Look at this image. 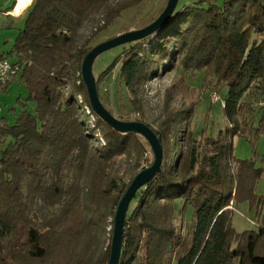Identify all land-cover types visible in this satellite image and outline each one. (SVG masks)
<instances>
[{
    "label": "trees",
    "instance_id": "1",
    "mask_svg": "<svg viewBox=\"0 0 264 264\" xmlns=\"http://www.w3.org/2000/svg\"><path fill=\"white\" fill-rule=\"evenodd\" d=\"M143 1L33 0L28 8L12 49L28 95L0 115V264L108 263L118 203L154 154L142 135L115 130L93 110L82 64L93 41ZM88 20L97 22L80 40ZM119 47L96 76L101 99L116 68L140 113L152 77L203 72L207 89L228 87L229 122L196 136L198 101L169 105L183 73L166 89L157 128L135 118L156 131L163 159L130 204L120 264H264V194L256 192L264 170L235 158L229 143L263 130L264 0H179L156 33ZM242 201L258 221L239 232L230 206Z\"/></svg>",
    "mask_w": 264,
    "mask_h": 264
},
{
    "label": "rangeland",
    "instance_id": "2",
    "mask_svg": "<svg viewBox=\"0 0 264 264\" xmlns=\"http://www.w3.org/2000/svg\"><path fill=\"white\" fill-rule=\"evenodd\" d=\"M168 0H144L141 4L125 11L106 31L102 32L92 43L97 45L105 40L113 38L119 34L143 28L153 22L166 7ZM100 17L97 18V20ZM97 21H86L80 31V40H83L91 31ZM11 46H9V49ZM120 53V47L112 48L100 54L93 65L95 76L104 71ZM12 61L13 57L10 58ZM184 74L185 81L174 92L169 105L171 107L186 108L193 101H198L195 114L196 136L201 138L202 131L206 129L209 134L216 135L220 130H225L229 122L225 116L224 102H214L212 97L215 93H220L225 98L228 87L225 85L221 91L214 92L205 87L204 73L197 71L183 72L177 69H165L161 75L154 76L147 82L145 90L141 96L143 112H138L130 101L129 93L124 89L118 79V69L108 74L101 82L102 101L113 114L126 121H133L135 118L145 120L147 123L157 128L162 109L166 99V89ZM22 95L26 97L28 91L20 83L19 77L12 80L5 90L0 89V115H8L10 106L18 105L17 98ZM257 116V115H256ZM255 116V127H259L260 115ZM89 122L90 118L85 117ZM92 121L95 118L92 116ZM263 130L257 136L255 130H250L247 135H235L229 139L233 147V156L237 159H251L256 167L264 170V124ZM151 146H148V155L153 157ZM256 192L264 194V174L260 179ZM235 208L233 224L237 231L255 229L257 227V208L252 207L249 201H242L231 205Z\"/></svg>",
    "mask_w": 264,
    "mask_h": 264
},
{
    "label": "water",
    "instance_id": "3",
    "mask_svg": "<svg viewBox=\"0 0 264 264\" xmlns=\"http://www.w3.org/2000/svg\"><path fill=\"white\" fill-rule=\"evenodd\" d=\"M179 0H168L166 7L160 15L150 24L143 28L131 30L119 34L95 45L85 56L82 64V77L88 88L90 102L93 110L111 127L122 133L134 132L142 135L150 144L154 160L151 165L141 170L133 179L124 195L121 197L114 214L113 233L111 241V253L107 264H120L124 257V226L127 213L132 200L140 188L147 185L161 170L163 159V146L156 131L142 121H126L116 117L103 103L100 98L93 65L96 58L112 48L123 44L140 41L161 29L173 16Z\"/></svg>",
    "mask_w": 264,
    "mask_h": 264
},
{
    "label": "crops",
    "instance_id": "4",
    "mask_svg": "<svg viewBox=\"0 0 264 264\" xmlns=\"http://www.w3.org/2000/svg\"><path fill=\"white\" fill-rule=\"evenodd\" d=\"M32 1L0 0V56L13 57V61L10 59L13 63L17 59L12 53L13 45L20 29L24 27L25 15Z\"/></svg>",
    "mask_w": 264,
    "mask_h": 264
},
{
    "label": "built area",
    "instance_id": "5",
    "mask_svg": "<svg viewBox=\"0 0 264 264\" xmlns=\"http://www.w3.org/2000/svg\"><path fill=\"white\" fill-rule=\"evenodd\" d=\"M19 73V66L14 64L10 59L4 55L0 56V84L5 85L16 78ZM214 102L223 101L220 93H215L212 97ZM258 106L264 110V100L258 102ZM232 207V206H230Z\"/></svg>",
    "mask_w": 264,
    "mask_h": 264
}]
</instances>
